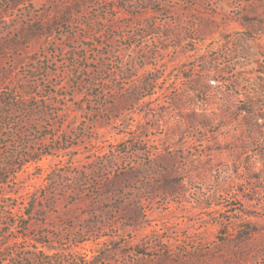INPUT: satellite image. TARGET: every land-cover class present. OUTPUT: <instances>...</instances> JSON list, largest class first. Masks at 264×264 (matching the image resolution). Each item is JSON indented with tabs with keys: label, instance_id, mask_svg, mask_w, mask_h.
I'll return each instance as SVG.
<instances>
[{
	"label": "rangeland",
	"instance_id": "rangeland-1",
	"mask_svg": "<svg viewBox=\"0 0 264 264\" xmlns=\"http://www.w3.org/2000/svg\"><path fill=\"white\" fill-rule=\"evenodd\" d=\"M264 264V0H0V264Z\"/></svg>",
	"mask_w": 264,
	"mask_h": 264
},
{
	"label": "trees",
	"instance_id": "trees-1",
	"mask_svg": "<svg viewBox=\"0 0 264 264\" xmlns=\"http://www.w3.org/2000/svg\"><path fill=\"white\" fill-rule=\"evenodd\" d=\"M34 261L37 264H66L65 259L53 260L52 258H47L45 256L44 257L43 256H37Z\"/></svg>",
	"mask_w": 264,
	"mask_h": 264
}]
</instances>
